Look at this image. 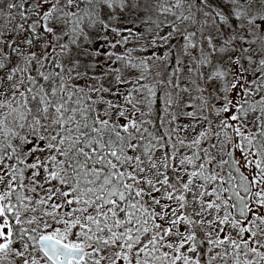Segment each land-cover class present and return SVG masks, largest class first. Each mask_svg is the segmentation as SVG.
I'll use <instances>...</instances> for the list:
<instances>
[{
	"label": "snow or ice",
	"instance_id": "1",
	"mask_svg": "<svg viewBox=\"0 0 264 264\" xmlns=\"http://www.w3.org/2000/svg\"><path fill=\"white\" fill-rule=\"evenodd\" d=\"M0 264H264V0H0Z\"/></svg>",
	"mask_w": 264,
	"mask_h": 264
}]
</instances>
